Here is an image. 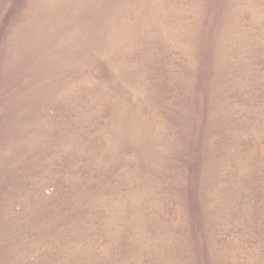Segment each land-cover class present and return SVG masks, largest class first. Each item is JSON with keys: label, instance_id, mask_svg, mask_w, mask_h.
<instances>
[{"label": "rangeland", "instance_id": "374dc122", "mask_svg": "<svg viewBox=\"0 0 264 264\" xmlns=\"http://www.w3.org/2000/svg\"><path fill=\"white\" fill-rule=\"evenodd\" d=\"M43 154L96 170L73 264H219L264 188V0H0V180Z\"/></svg>", "mask_w": 264, "mask_h": 264}, {"label": "trees", "instance_id": "16d2710c", "mask_svg": "<svg viewBox=\"0 0 264 264\" xmlns=\"http://www.w3.org/2000/svg\"><path fill=\"white\" fill-rule=\"evenodd\" d=\"M245 146L241 141L239 148ZM47 158L30 159L35 160L30 167L15 173L7 169L0 180V264H73L76 249L93 257L92 209L73 203L96 170L85 156L74 166L60 155L46 165ZM209 168V174L217 168L212 154ZM242 202L255 208L251 220L210 234L215 247L226 250L219 264H253L264 253V188ZM162 207L166 211L171 206ZM168 264L187 263L171 257Z\"/></svg>", "mask_w": 264, "mask_h": 264}]
</instances>
